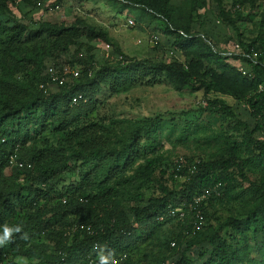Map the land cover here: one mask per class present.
I'll return each instance as SVG.
<instances>
[{
    "label": "rangeland",
    "instance_id": "1",
    "mask_svg": "<svg viewBox=\"0 0 264 264\" xmlns=\"http://www.w3.org/2000/svg\"><path fill=\"white\" fill-rule=\"evenodd\" d=\"M37 1L32 0L31 3L20 1L0 14V23L4 28L12 27V22H20L27 26L18 54L13 59L3 60L7 61L6 64L12 62L10 67L15 71L16 77L25 79L27 73L23 68L31 71V75L26 79L33 77L32 71L35 70V66L21 64L18 56L26 57L27 52L36 45L37 41L31 39L29 31L36 29L44 20L70 23L81 18L96 26L98 30L106 31L109 42L102 39L91 40L83 36L79 39L80 44L73 46L68 54L62 53L59 57L70 59L77 46L91 45L93 46L91 52L95 54L96 69L108 67L106 73L112 75L107 85L99 84V88H95L97 101L93 109L81 119V122L93 121L99 124L98 132L94 134L96 143L93 146L101 149V158L116 156L122 151L123 146L133 136V130L138 127L132 165L127 168L121 166L108 184L112 189L110 196L114 197L118 206L126 210L136 234L130 244L123 245L128 247L126 252L132 262L159 264L162 258L167 257L168 263L174 260L180 251L186 249L188 240L196 241L197 244L186 253L191 259L190 264H203L207 257L217 250V246H211L206 238L229 216L246 219L260 202V192H256L255 186L264 185V156L256 150L241 121L248 122L250 127H254L258 120L263 118V109L251 104L250 98L254 90L243 95L219 92L216 89L207 90L195 75L192 76L191 83L185 84L182 89H178L168 79L148 82L157 73L148 65L133 73L126 72L130 76L126 79L124 66L129 60L115 50V46L120 47L134 60L149 57L169 65L174 62L195 64L200 59L204 63L200 70L204 72L208 68L209 71V74H204L202 78L211 82L212 74L220 75L224 72L222 61L216 54L221 53L224 56L223 60L232 68L239 69L244 64L235 55L238 52L236 43L240 41V31L223 17L220 6L214 0H209L206 7H194L192 0H171V21L153 12L150 7L135 5L130 0H40L38 3ZM232 2L223 0L226 8L233 9L236 4L233 6ZM237 3H241L239 10L244 15L239 20L243 38L252 40L257 37L264 11L250 12V4ZM129 18L134 20L133 25L129 23ZM155 34L158 37H155ZM22 63L28 62L22 60ZM91 68L90 72L94 74V68ZM161 69H165V66ZM88 76L84 75L83 79H87L85 77ZM2 77L0 67V85ZM194 85L201 87L196 89ZM57 88L56 84L50 86L51 90ZM221 99L227 101L234 115L224 109L213 110L218 107V100ZM12 101L14 104L19 103ZM57 127L58 124L49 119L23 130L19 127V121L15 120L9 124L8 130L11 133L6 138L11 139L17 154L25 149L36 154L43 150L45 156L36 161L37 170L48 160L59 164L67 158L69 150H66L68 146L63 141L66 137L57 130ZM254 139L264 141V129L254 133ZM54 146L61 149L55 150V158L50 160L49 152H54L50 151ZM222 157L230 159L224 175L226 187L222 188L223 192L220 194L219 191L222 190L211 193L214 198L203 204L205 214L203 213L204 220L200 224L202 226L194 225L195 214L190 210L182 217L176 215L167 218L161 215L149 221L135 222L134 209L148 203L151 196L163 194L161 185H165L173 192L182 188L185 177L179 178L173 172L179 161H185L184 165L190 168L194 162H208ZM106 160L107 158H104L102 163ZM80 162H83L82 159L74 158L71 161L70 167L78 164L74 170H54L57 191L48 201L41 197L38 206L42 207L44 202L47 206H54V203L67 199L70 195L81 194L86 186L92 191L93 196L101 191L95 183L108 175L107 171L114 165V161L107 160L102 167L99 164L100 159L93 156L85 164L81 165ZM143 166H152L153 169L148 174H142L138 167ZM2 172L8 175L11 168L6 166ZM86 172L91 174L90 184L84 177ZM134 173L141 175L134 176ZM81 184L82 187L79 188ZM212 191L213 189L210 190ZM25 212V209H16L13 220L22 218L27 221ZM194 228L201 232L194 234L197 232ZM243 229L240 231L227 225L219 234L237 247L243 261H247L248 257L258 260L264 258V215L259 217L257 225L248 221ZM44 240L47 239L42 238L39 242H45ZM173 240L179 245L175 251L169 249L166 244L167 241ZM35 241L37 242V239ZM48 241L50 245L55 243L51 239ZM1 248L3 247H0L1 256L5 259L3 261L0 259V264H6L11 255H4ZM14 258L19 264H35L39 261L38 258L28 260L18 256ZM87 262L88 259H82L77 264Z\"/></svg>",
    "mask_w": 264,
    "mask_h": 264
},
{
    "label": "trees",
    "instance_id": "2",
    "mask_svg": "<svg viewBox=\"0 0 264 264\" xmlns=\"http://www.w3.org/2000/svg\"><path fill=\"white\" fill-rule=\"evenodd\" d=\"M20 1L32 2V0H0V14H3V10H9L11 6L16 5ZM130 1L135 5L150 7L153 12L162 15L167 21H171V0ZM192 1L194 7H206L209 2V0ZM214 1L220 6L223 17L234 24L240 31L239 40L246 51H250L251 47L264 49V12L262 13L257 37L252 38V40L247 39V41L244 40L243 33L240 30L239 20L244 16L242 11L236 7L233 9L226 8L223 0ZM232 1L233 6L237 2H247L250 4V12L256 5V0ZM12 23L13 25L10 28H4L0 23V46H2L0 49V67L3 72L2 84L0 85V226L5 223L9 225L20 224L23 232L27 233L28 238L21 239L20 237L23 233L15 235L12 242L1 248V250H4V255H11L6 264H19L14 256L22 257L26 260L38 258L39 261L35 264H77L82 259H89V257L97 255V252L94 251L95 245L107 246V249L114 250L115 254L127 251L128 247L123 244H130L136 234L126 210L120 205L118 206L114 197L110 196L112 189L108 187V184L110 178L117 174L116 172L121 166L127 168L132 165V158L135 156V146L137 144L136 130L138 127L133 130V136L123 146L122 151L118 152L116 156L104 157L107 160L112 159L114 165H111L112 167L108 165L111 167L107 171L108 175L95 183L96 187L101 189L98 194L93 196L92 191H89L86 186L82 189L81 194L70 195L67 199L54 203V206H47L45 202L42 207L38 206L41 197L48 201L57 191L54 170H74L78 165L75 163L74 167H70V163L74 158L76 160L82 159L83 162H80L82 165L93 156L100 159L101 163L99 164L101 167L107 161L102 163L104 158H101V149L93 146L96 143L94 134L98 132L99 124L93 121L81 122V119L84 114L93 109L97 101L95 100V88H99V84L107 85L112 75L106 73L108 67L96 69L95 54L91 52L93 48L91 45L86 47L77 46L70 59L59 57L62 53L68 54L73 46L80 44L79 39L83 36L91 40L102 39L109 42L106 31L98 30L96 26L81 18L70 23L66 21H42L36 29H30L29 31L31 39L37 41L36 45L27 52L26 57L18 56L21 64L28 67L32 66V64L35 66V70L32 71L34 76L29 79H26V77L31 75V71L29 72V69L23 68V71L26 70L25 72L27 73L25 79H23L15 76V71L10 67L12 62L6 64L7 61L3 60L5 58L13 59L18 54L24 31L27 29V26L23 23ZM169 32L173 33V31ZM85 48H88V50L84 51ZM115 50L129 60L127 65L124 66V76L127 75L126 79L130 77L126 72L133 73L142 66L148 65L157 72L156 76L150 78L148 82H159L162 79H168L178 89H182L185 84L191 83L193 75L197 76L200 84L207 90L216 89L219 92H230L235 95H243L250 90L255 91L257 84L264 82V64L260 63L254 66L252 69L254 72L253 78H247L242 75L240 69L232 68L225 62L221 53L216 54V56L222 61L224 72L220 75L212 74V81L209 82L202 78L204 74H209V71L208 68L204 72L200 70L202 65H204L200 59L195 64L193 62L189 64L174 62L168 65L161 60L156 61L149 57L144 60H134L118 46H115ZM235 55L236 57H241L238 54ZM241 59L246 65L245 58L241 57ZM22 60H27L28 63H22ZM50 64H55L58 67L63 64H69L72 67L73 65L81 64L82 72L72 82L58 86L57 90H51L50 87L45 90L40 85L41 83L47 85L48 81H52L51 74L48 72ZM162 66H165V69H163L165 71L161 69ZM91 67L94 68V74L90 72L92 70ZM84 75L89 76L85 77L87 79L84 80ZM200 87L195 86L196 89ZM78 93H81L82 97L79 101L74 102L72 100L73 95ZM250 99L254 107L259 106L263 109L264 115V92L255 94ZM12 100L19 103L14 104ZM218 102V107L213 109L214 111L224 109L229 114L234 115L231 106L226 103V100L221 99ZM49 119L56 122L58 124L57 130L65 135L66 138L63 141L68 146L66 150H69V153L67 158L59 164L48 160L36 170V161L43 159L45 156L43 150L36 154L25 149L22 153L17 154L11 139L7 140L6 138L11 133L8 130V126L16 120L17 122L19 121V127L25 130ZM241 123L244 124L247 133L252 139V143L256 146V150H259L260 155L264 156V141L254 139V133L264 129V116L258 120L254 127H250L249 123L245 121H241ZM60 149V147L54 146L50 150L54 152H49V159L55 158V150L60 151ZM11 155H15L16 159L29 162L32 166H10L8 160ZM229 160V158L222 157L208 162L197 161L190 168L184 165L185 161H179L173 172L179 178L185 177L182 188L173 192L169 191L165 185H161L163 194L151 196L148 203L134 209L135 222L149 221L161 215L172 218L170 212L185 202L184 209L190 210L195 214V207L190 206L189 203L193 202V197L197 192L207 188L213 189L211 193L222 190V188L225 189L224 175ZM6 166L11 168V172L8 175L2 172V169ZM177 168L179 169L177 170ZM138 169L142 171V174H148L153 167L143 166L138 167ZM90 175L89 172H86L84 176L89 184L92 180ZM140 175V173H136L134 176ZM127 176L130 177V175ZM81 187L82 184L79 188ZM255 189L257 193L260 192L261 199L259 204L248 214V217L240 219L229 216L206 238L211 246H217V250L207 257L203 264H264V258L258 260L248 257L247 261H243L240 259L237 247L228 242L226 237H222L219 234L227 225L242 231L248 221H252L256 225L259 223V217L264 215V185L255 186ZM222 192L223 190L219 191V194ZM213 198L211 195L206 201L210 202ZM203 204L202 209L204 208ZM16 209H25L27 221L22 218L13 220V214ZM203 210L205 212V209ZM81 224L91 225L92 232H88L86 227H82ZM196 231L194 234L201 232L199 229ZM40 237L47 240L39 242L42 239ZM36 239L37 242L35 241ZM50 239L55 241L53 245L51 244L53 247L48 241ZM166 244L169 249L174 251L179 247V245L172 247L170 245L171 241H167ZM196 244V241L188 240L185 246L186 249L180 251L181 253H178L174 260H170L168 263L167 257L162 258L159 264H190L191 259L186 252L187 250L190 251ZM0 259L3 261L5 258L1 256ZM119 264L136 263L132 262L131 258L127 256Z\"/></svg>",
    "mask_w": 264,
    "mask_h": 264
},
{
    "label": "built area",
    "instance_id": "3",
    "mask_svg": "<svg viewBox=\"0 0 264 264\" xmlns=\"http://www.w3.org/2000/svg\"><path fill=\"white\" fill-rule=\"evenodd\" d=\"M235 7L238 9H241V3H236ZM256 10H260L259 12L264 11V0H258L257 1L256 6L253 8V11L256 12ZM129 23H131V25H133L135 22H134V20H131V18H129ZM155 37H158V35L155 34ZM237 50H238V52H236L235 54H238L241 57H244L245 58L244 60H246V62H247L246 65L243 64L239 67L242 75H244L247 78H253V76H254V72L252 70L253 67L257 66V64H260V63L264 64V49H262V48L256 49L255 47H251L250 51H246L242 47L241 42L239 41L236 43V51ZM241 57H239V58L242 61V63H244V61H243V59H241ZM48 72L51 74L52 81H48L46 83L47 85H45V83H41V85H40L45 90H47L51 86V84H56L58 87V86L65 85L68 82H72L74 79H76L80 76V74L82 72V66H81V64H77V65H73V67H72L69 64H63L61 67H58L55 64H50L48 66ZM260 92H264V82H259L257 84L256 90L252 94L255 95V94H258ZM81 97H82L81 93L74 94L72 100H74V102H77V101H79V99ZM8 163L10 166H17V167H24V166L31 167L32 166V164H30L29 162L16 159L15 155H11L9 157ZM178 169L179 168H177V170ZM209 189L197 192L193 197V202L189 203L190 206L195 207V209H196L195 221H194V223H195L194 225L196 227H200L201 226L200 224L203 223L204 210L202 209V204L206 203V200L210 196V193H211L210 190L211 189L210 190ZM185 203H183V205L173 209L172 212H170L171 216H176V215L177 216L180 215V217L185 216L186 212H187V210L184 209ZM81 226L86 227L88 232H92V230H91L92 226L91 225L81 224ZM196 229L194 228V231ZM171 246L172 247L176 246L175 240L171 241ZM127 256H128V253L126 251L121 252L120 254H116V257H117L119 262L122 260H125L127 258ZM87 264H98L97 255L94 257H92V256L89 257Z\"/></svg>",
    "mask_w": 264,
    "mask_h": 264
},
{
    "label": "clouds",
    "instance_id": "4",
    "mask_svg": "<svg viewBox=\"0 0 264 264\" xmlns=\"http://www.w3.org/2000/svg\"><path fill=\"white\" fill-rule=\"evenodd\" d=\"M0 228H2V230H0V247L12 242L13 237L15 235H20L21 233H23L20 237L21 239L28 238L27 233L23 232V228L20 224L9 225L8 223H5L0 226ZM94 251L97 252L98 264H119L115 251L108 250L107 246L101 247L100 245H96Z\"/></svg>",
    "mask_w": 264,
    "mask_h": 264
}]
</instances>
